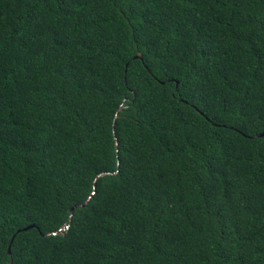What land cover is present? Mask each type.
Wrapping results in <instances>:
<instances>
[{
	"label": "trees",
	"instance_id": "16d2710c",
	"mask_svg": "<svg viewBox=\"0 0 264 264\" xmlns=\"http://www.w3.org/2000/svg\"><path fill=\"white\" fill-rule=\"evenodd\" d=\"M263 133L264 0H0V264H264Z\"/></svg>",
	"mask_w": 264,
	"mask_h": 264
},
{
	"label": "water",
	"instance_id": "95a60500",
	"mask_svg": "<svg viewBox=\"0 0 264 264\" xmlns=\"http://www.w3.org/2000/svg\"><path fill=\"white\" fill-rule=\"evenodd\" d=\"M136 59H140V60H142V57H141V55L138 53L137 54V56L135 57ZM258 138H264V133L263 134H260V135H258L257 136ZM103 175H101L100 177H102ZM83 206H85V205H83ZM77 207H73L72 209H71V216L73 215V212H74V210L76 209ZM31 228H33V226H30V227H28V228H26V229H24L23 231H26V230H29V229H31ZM68 227H66V229H67ZM55 235V234H54ZM45 237H48V236H50V235H44ZM8 253H9V255H11V248H9V250H8Z\"/></svg>",
	"mask_w": 264,
	"mask_h": 264
},
{
	"label": "clouds",
	"instance_id": "9594fccd",
	"mask_svg": "<svg viewBox=\"0 0 264 264\" xmlns=\"http://www.w3.org/2000/svg\"><path fill=\"white\" fill-rule=\"evenodd\" d=\"M67 227L69 228V226H67ZM68 228H67V229H68ZM65 229H66V227H65Z\"/></svg>",
	"mask_w": 264,
	"mask_h": 264
}]
</instances>
